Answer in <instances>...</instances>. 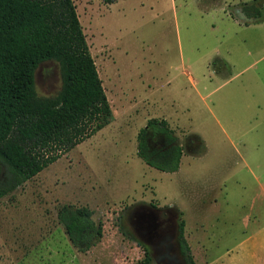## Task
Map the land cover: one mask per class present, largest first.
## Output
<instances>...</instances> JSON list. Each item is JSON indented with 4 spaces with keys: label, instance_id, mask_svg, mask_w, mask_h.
<instances>
[{
    "label": "rangeland",
    "instance_id": "obj_1",
    "mask_svg": "<svg viewBox=\"0 0 264 264\" xmlns=\"http://www.w3.org/2000/svg\"><path fill=\"white\" fill-rule=\"evenodd\" d=\"M73 2L112 118L0 199V264H186L181 219L197 264H264V0ZM60 84L38 65V95ZM150 118L183 147L175 172L137 155ZM65 204L102 225L85 252Z\"/></svg>",
    "mask_w": 264,
    "mask_h": 264
},
{
    "label": "trees",
    "instance_id": "obj_2",
    "mask_svg": "<svg viewBox=\"0 0 264 264\" xmlns=\"http://www.w3.org/2000/svg\"><path fill=\"white\" fill-rule=\"evenodd\" d=\"M111 4L117 0H101ZM58 65L60 88L38 95L35 71ZM112 110L73 0H0V199L105 127ZM183 147L164 118L137 134V155L150 167L175 172ZM68 238L85 252L102 237L87 206L58 211ZM178 222L186 264H197ZM147 263V250H145Z\"/></svg>",
    "mask_w": 264,
    "mask_h": 264
},
{
    "label": "crops",
    "instance_id": "obj_3",
    "mask_svg": "<svg viewBox=\"0 0 264 264\" xmlns=\"http://www.w3.org/2000/svg\"><path fill=\"white\" fill-rule=\"evenodd\" d=\"M256 18V17H255ZM221 62L223 63V61L221 60ZM189 79L191 82H193V78L190 76V74L188 75Z\"/></svg>",
    "mask_w": 264,
    "mask_h": 264
}]
</instances>
